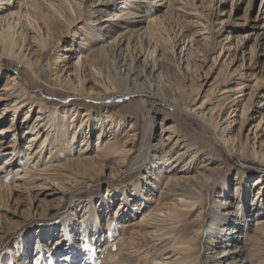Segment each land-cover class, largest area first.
Listing matches in <instances>:
<instances>
[{"label": "bare ground", "instance_id": "6f19581e", "mask_svg": "<svg viewBox=\"0 0 264 264\" xmlns=\"http://www.w3.org/2000/svg\"><path fill=\"white\" fill-rule=\"evenodd\" d=\"M134 1L136 0H93L89 4V18L86 19L88 23L85 29L76 26L77 17H80L82 10L72 4L71 0H46L48 4L45 8L40 0H0V6L3 7L0 12V62L5 58L18 60L24 63L34 76L37 75L39 68L47 66L49 81L53 87L84 95L106 105L121 102L131 95L157 98L182 114L198 119L213 133L216 142L228 151L235 150L242 156H250L264 162V90L258 92L260 95L258 93L255 95L258 98L256 100L255 98L250 100V97L241 98L245 94L241 89L244 84L242 79L233 86L226 85L217 89L215 85L217 82L229 83L232 79L229 77L232 71H228L224 79H218L222 71H227L223 66H228V63L223 60L212 79L215 83L209 85L201 102L197 106L185 104L179 87L173 82L174 91L171 89L169 84L171 79L160 67L161 53H158V58L150 59L143 53L129 56V52L141 41L147 40L145 44L150 41L160 46L167 42L162 33L168 14L166 8L173 0H147L149 7L143 11L140 5L134 4ZM10 2H13L12 6H9ZM165 2V9L162 12L152 10L153 7L163 5ZM76 10L78 12L75 15ZM140 22L143 23L141 26L138 25ZM261 28H264V23ZM194 32L193 34H196L200 30ZM30 33L33 34L29 35ZM68 34L72 36V40L77 35L80 39L79 46L85 49L84 52L77 51L73 61L66 60V55L57 50L64 36ZM193 34H183L179 39L183 40V44L187 42L186 45L190 47L194 41ZM229 37L228 34L223 38L221 49L227 51L230 57L229 51L236 43L234 38L230 40ZM255 43L257 46L261 44L259 41ZM32 44L36 48H33ZM71 46L72 43L69 47H64L63 52L70 51ZM262 50L264 51V47ZM220 54L221 52L218 53L216 60ZM111 66L119 68L116 67L112 73ZM122 68L126 70V79L122 78L125 82L120 80L117 72ZM244 74L240 71V78ZM20 75L16 72L10 73L7 75V82L0 85V102L5 101L0 108V118L6 112L13 111L11 124L0 129V134L2 133L0 138L6 133L10 135L7 142L0 139V150L6 154L0 163V170L3 171V174H0V203L6 198L5 195L13 190L29 186L30 183L32 185L37 174L51 183L43 186V189L50 190L45 193L46 196L62 192L64 188L60 184L62 181L75 185V190L79 191L105 183L106 200L110 201L117 195L118 189L110 188L107 183L112 180L110 178H116L114 177L116 173L105 178L92 176L101 173L104 166H111L112 169V165L115 164L118 167L116 172L122 173L141 166L146 170L145 173H139L141 178L133 181L131 189L128 190L126 186L122 188L118 194L122 198L118 199L119 204L112 208L113 219L116 216L123 218L119 223L121 230L114 234L110 217L105 220L109 230L106 235L107 241L101 249V257L108 263L121 264L126 253L135 255L141 264H264V256L258 254L257 248L258 243L264 242V217H256L253 220L251 229L253 233L248 240L250 243L248 249L240 244L243 241L242 237L239 239L241 227L244 225L242 221L245 220L243 218L248 215L243 196L246 197V192H253L250 204L254 208L256 200L264 195V175H258L249 185L254 187L253 189L250 187L245 189V186L240 184V178L236 177L237 182L231 199L224 197L227 189L225 183L224 190L213 198L210 207L205 210L204 194L214 172L213 157L208 156L194 166L195 161L199 159L200 149L193 147L195 143L190 139L178 134L174 124L165 120L158 122L160 131L165 132L152 144L151 159L146 161L145 158H133L132 162H128L136 139L133 123L124 128V121L117 119L109 109L92 115L90 110L80 112L76 107L63 106L60 110L53 106L47 107L44 101L36 99L33 93H29L22 86ZM250 75L256 88L264 89V72L262 77L256 76L253 72ZM148 78H153L155 82L152 85L148 84V93H145L144 84ZM216 89L223 97L216 99L212 102L213 106L206 109L210 93H214ZM238 93L241 94L237 95ZM23 107H27V110L24 112L20 130L25 134L31 132L25 144H21V137H18L17 132L19 126L15 124L16 114ZM32 109L37 110L34 118L30 114ZM91 122L95 123L96 129L95 148L92 151L89 147L92 143L89 135L92 129ZM84 128L86 131L81 132ZM22 149L26 151L25 159L14 167V162L18 157L19 159L22 157ZM29 149L31 151H28ZM59 151L63 153L62 159L65 161L51 164L52 159L60 155ZM45 154L47 156L42 160ZM31 163L36 167L34 178L30 175V169L26 170ZM58 165L63 166L61 169L65 171L60 173L62 178L57 177L60 176L56 172ZM52 180L59 183H52ZM153 188H156V194ZM243 189L245 195H242ZM254 190H257L255 194ZM144 198L146 201L142 200ZM125 199L128 202H124ZM106 200H102L98 206L94 203L92 207L89 199L87 202L89 209L84 210L78 217L81 219L77 232H73L74 227L70 223L76 217L74 213H71V218L62 219L63 231L68 236L64 247L67 249L71 247V250L69 253L60 254L62 249H57L62 259L57 260L60 263L56 264H78L80 259L86 260L87 264H106L102 262V258L101 261L97 260L99 256L90 255L87 258L86 255L80 258L79 250L76 251V244L73 243V237L76 238L78 234L87 240H84L85 244L90 246L93 244L99 232L96 227L94 230H88V221L92 219L95 226H102L100 214L108 208ZM100 207L103 211L101 213ZM254 209H257V206ZM132 211L134 213L130 214ZM135 213L139 215L129 220ZM203 233L206 245L205 251L200 255L196 246ZM59 235L64 237L63 234ZM24 236L25 232L22 230L18 235L20 241L15 245L17 249L14 248L13 251L9 248L10 262L11 257H15L22 247L25 249L27 240L24 241ZM61 239L56 238V241ZM139 240L144 242V245H141L142 243L139 245ZM98 241L99 239L95 244ZM115 244L117 246L114 249ZM38 245L40 249L34 252L36 262L45 259L46 252L48 257L53 259L52 244L45 247L44 243L40 242ZM70 253L73 261L68 260ZM18 263L29 264L25 259L19 260Z\"/></svg>", "mask_w": 264, "mask_h": 264}, {"label": "rangeland", "instance_id": "374dc122", "mask_svg": "<svg viewBox=\"0 0 264 264\" xmlns=\"http://www.w3.org/2000/svg\"><path fill=\"white\" fill-rule=\"evenodd\" d=\"M40 1L45 8V5H47L48 2H46V0ZM3 2L4 1H2V3ZM92 2L93 0H71L72 4L79 6L82 10L80 17H77V27H83L86 29V23H88V20L86 19L89 18V4ZM12 4L13 2H10L9 6H12ZM134 4L140 5L142 11L149 7L147 0H136L134 1ZM165 5L166 2L163 5L153 7L152 10L154 11L157 9V12L160 13L165 9ZM177 7L180 9H177ZM1 9L3 10V7L1 8L0 6V12ZM133 9L131 10L135 11ZM166 11L168 14L165 18V28L162 35L167 39V42L162 45V47L158 43L155 44L148 41V44H145V41L147 42V40L141 41L139 45L129 52L130 57L131 54L134 56L143 53L148 59L152 57L158 58V53H161L165 59L161 56L162 66L160 67L162 71L167 73L170 77L172 84H169L171 85V89H173L174 82V84L179 87L182 101L188 105L197 106L201 102L202 98L208 91L209 85L215 83V81L212 82V79H214L221 65L220 63H222L223 60H226V64L228 63V66H223L227 71H222L218 76V79H224L228 71H232L229 76L232 79L229 83H223L221 81L217 82L215 84L216 88L218 89L226 85L233 86L235 82L242 79L244 84L241 89H243V94H245L242 95L241 98L244 97L245 99H249L250 97V100H253L254 98L255 100L258 99L255 95L264 89L256 88L255 82L250 74L253 72L256 76L262 77L264 72V51L262 50L264 47V28H261L264 23V0H173L169 7L166 8ZM77 12L78 11L76 10L75 15ZM141 24L143 23L140 22L138 25L141 26ZM202 28L205 29L203 30ZM197 29L200 30V32L193 34ZM32 34L33 33H30L29 35ZM183 34H193L194 41L192 46L189 47V45H186L187 42L184 44L182 43L183 40H180L179 38H182ZM228 34L230 36L229 39L231 40L234 38L236 43L234 45L235 47L231 48L229 51L230 57L228 56L227 51L224 52V50L221 49V41L224 43L223 38ZM79 40L80 39L77 35L76 38L72 40V36L68 34L64 36L63 41L60 42L57 50L66 55V60L73 61L75 60L74 57L77 51H85V49L81 48L83 46H79ZM256 41H259L261 44L257 46L255 43ZM71 43L72 46L70 51L63 52L64 47H69ZM33 48H36V46L33 45ZM219 52H221V54L216 60ZM129 56H127V58H129ZM141 58L142 56L140 59ZM115 59L117 61V58ZM44 63L45 61L42 64ZM0 64V85L7 82L8 74L13 72L21 74L19 80L22 86H24L29 93H33L36 96V99L44 101L47 104V107L53 106L57 107L59 110L63 106V108L76 107L80 112L90 110L92 115H97V113L109 109L114 113V116H116L117 119H122V121H124V128H127L128 124L133 123V128L136 132V139L133 146V153L129 155L128 162H132L133 158H145L146 161L151 159L152 144L160 138L161 133L165 132L160 131L161 129L159 128L158 122L165 120L167 123L174 124L178 134H182V137L190 139L195 143V146L193 147H198L200 149L198 153V155H200L199 159L195 161L194 166L196 164L198 165L201 160H205L208 156L213 157L212 167H214V172L212 180L204 194L205 210L210 207L213 198L217 197V195L224 190L225 183H227V189L224 197H229L231 199V194L233 193L234 187L236 186L235 183L237 182L236 177L240 178V184H243L242 186H245V189H249V185L258 175H264V162L250 156H242L235 150L228 151L224 146L216 142L213 133L206 129L198 119L182 114L181 112L165 105L157 98L147 97L145 95H131L124 98L121 102L106 105L101 101L95 102L93 99H89L84 95L69 93L62 88L53 87L52 83L49 81L50 74L47 70V66L39 68L41 70L39 71L38 69L37 75L34 76L29 72V69L25 67V64L18 60L5 58ZM241 64H243V66H241ZM116 67L117 66H111L112 73L115 72ZM252 67L254 68L252 69ZM117 68H119V66ZM240 71L245 73L242 78H240ZM117 72L121 79L118 78L122 82H125L126 70H123L122 68V70L118 69ZM122 78L125 79L122 80ZM154 82L155 80H153V78L147 79V82L144 84V87L146 86L145 93H148V84L152 85ZM171 89H169V91H171ZM217 89L214 93H210V100L206 104V109L213 106L212 102L216 101V99L223 97V95L219 94L220 91H217ZM157 94L159 95V92ZM239 94L241 93H238L237 95ZM260 94L261 93H258V95ZM4 102L5 101L0 102V108ZM26 110L27 107H23L16 114L15 120V124L19 126L17 132L18 137H21V144H25L28 140L27 137L30 135L29 133H31L29 132L25 134L20 130L23 115ZM36 111V109L34 111L32 109L30 112L32 118H34L33 115L36 114ZM228 112H230V110ZM12 114L13 111H8L2 118H0V129L8 127L11 124ZM231 114L232 113L230 112V115ZM91 123L92 129L90 130L89 135L91 137L90 142L92 143H90L89 147L92 151L95 148L96 129L95 123ZM249 126L250 124L247 128ZM85 131L86 128L81 132ZM107 134H109V132ZM1 135L2 133L0 136ZM0 139H4L6 142L9 141V133H6L4 137H1ZM234 142H236V140ZM24 149L21 151V161L19 157L17 160L15 157L14 160L16 161L13 164L14 167L19 165V162L21 163L25 159L24 154L26 151H24ZM28 151H31V149ZM62 154L63 153L61 152L58 156L60 159L54 157L51 164L58 163V161H65V159H62L64 157ZM4 156H6V154H4L3 150H0V163ZM46 156L47 155L45 154L42 160H44ZM184 161L182 163H184ZM182 163H180V165H182ZM62 167L63 166L60 165L57 166L58 171L56 172L60 175L57 177L62 178V174L60 173L65 172L61 169ZM110 167L104 166L101 173L98 172L97 175L91 176L93 178H105L108 175H114V172L116 173L114 175L116 178H110L112 180L107 183L110 188L118 189V192L116 193L117 195L114 199H110L112 203L106 200L105 183H100L99 186L96 184L91 188L79 191L75 190V185L68 184V181H62V183H60L62 187H64L62 192L46 196L45 193L50 190L43 189V186L45 184L51 185V183L44 180L43 177L40 178V174H37L36 176L34 169L36 167L31 163L26 170L30 169V175L33 178L34 175L36 176L33 180V184L31 185L30 183L29 186L20 187L17 190H13L11 193L6 194V198L2 199L0 203V206L2 207H0V264H11L13 262L19 264L18 261L22 259L27 260L29 264L60 263L57 260H61L62 257L59 256L60 252H58L57 249H62L60 254L69 253L71 250V247L69 249L64 247L66 246L65 243H67L66 240H68V236L63 231V225H61L62 219L71 218V213H74L76 217H74L70 223L71 226L74 227L73 232L79 231L77 226H80L79 221L81 218L78 217L84 210L86 211L89 209V203H87L89 199L91 200L92 207L94 203L98 206L101 204L102 200L107 201L106 206H108V208H106L104 212L101 207L99 208L100 213L103 212L100 214V222H102V226H95L92 219L88 221V230H94L95 227L98 229L99 234H96L97 237L95 238V241L98 239L99 241L96 243L97 245L94 241L90 246L84 243L85 239L82 238L84 236L76 234V238L72 236L73 243L76 244V251L77 249L79 250L80 258H83L86 255L88 258L92 255V257L99 256L97 260L101 261V249L105 241H107L106 235L109 230L105 225V220L107 217H110L114 234L121 230V228H119V223H121V219L123 221V218H117L116 216V218L113 219L112 208L119 204L120 200L118 199L122 198V196H119L118 194L122 188L126 186L128 190L131 189L133 181L140 177L139 173H145L146 171L140 166L133 171L128 170L126 173L118 171V173L116 172L118 167H116L115 164L112 165V169ZM0 174H3V171L0 170ZM117 174L118 176H116ZM51 182L55 184L59 183L58 181L53 180ZM143 182H145V180H143ZM237 186L239 185L237 184ZM250 188L253 189L254 187ZM155 189L156 188H153L154 194L157 193ZM256 191L257 190H254V194ZM243 194L245 195L244 189L242 190V195ZM243 199L244 202H246L248 215L243 218L246 221H242L244 225L241 227L242 230L239 239L242 237L241 240L243 241L240 242V244L244 245L245 249H248L250 245L248 240L253 233L251 230L253 228V220L256 217H264V195H261V200H256L255 206H257V209H254L255 206L253 208V205L250 204L253 199V192H246V197L243 196ZM142 200L146 201L145 198ZM233 200L235 201V198ZM124 202H128V200L125 199ZM86 203L87 205L84 207ZM91 213H93V211H91ZM132 213L134 212L132 211L130 214ZM137 215L139 214L135 213L129 218V220H133ZM22 230L25 232L24 241L27 240L25 242L27 245H25V249H22V247L19 250L20 252L16 253L15 257H11L10 262L9 248L13 251L17 249L15 245L20 241L18 235ZM59 234H63L64 237ZM112 237H114V235H112ZM56 238L62 239L61 241H56ZM40 242L44 243L45 247H48L49 245L51 246V244L54 246V250L51 251V253L54 254V260L49 258L48 253L44 250L46 252L44 254L45 259H42L41 262L35 261L37 257L34 252L35 250L40 249V245H38ZM138 242L139 245L141 243V245H144V242L141 240ZM205 245L206 237L203 233L196 246V250L199 251L200 255L205 251ZM116 246L117 244L113 245V248L115 249ZM143 248H145V246ZM257 248L258 254L264 256V242L258 243ZM71 255L72 254L70 253L68 260L73 261V256ZM102 260L103 263L112 264L108 263L104 258H102ZM85 261L86 260L84 259H80L78 264H87ZM120 263L141 264L140 262L138 263L135 255H126V253Z\"/></svg>", "mask_w": 264, "mask_h": 264}]
</instances>
